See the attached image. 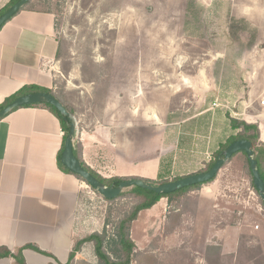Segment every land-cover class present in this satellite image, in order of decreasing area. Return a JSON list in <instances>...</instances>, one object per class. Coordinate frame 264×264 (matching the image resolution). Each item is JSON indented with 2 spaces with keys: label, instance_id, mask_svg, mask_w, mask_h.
<instances>
[{
  "label": "rangeland",
  "instance_id": "1",
  "mask_svg": "<svg viewBox=\"0 0 264 264\" xmlns=\"http://www.w3.org/2000/svg\"><path fill=\"white\" fill-rule=\"evenodd\" d=\"M31 7L55 14L63 71L74 64L94 83L91 98L74 97L76 142L105 179L161 182L200 172L232 135L229 117L252 121L260 111L264 0H34ZM83 183L80 237L106 233L116 259L117 224L140 198L128 188L108 202ZM210 191L218 200L211 221ZM251 191L239 153L214 182L163 199L164 212L140 213L130 232L132 264H206L212 245L221 247L222 264H264V213ZM79 260L86 262L73 264H100L92 244Z\"/></svg>",
  "mask_w": 264,
  "mask_h": 264
},
{
  "label": "crops",
  "instance_id": "2",
  "mask_svg": "<svg viewBox=\"0 0 264 264\" xmlns=\"http://www.w3.org/2000/svg\"><path fill=\"white\" fill-rule=\"evenodd\" d=\"M12 1L0 0V12ZM31 6L0 30V106L24 89H45L75 112L79 126L74 97L91 98L94 83L84 81L80 67L74 64L63 71L56 16ZM61 82L65 84L63 94L59 91ZM250 118L252 121L246 122L258 126L260 142L264 144V107L261 105ZM63 142L62 125L47 108H19L0 120V248L16 254L32 246L49 254L24 249L25 264H67L76 241L84 238L77 228L84 183L59 167ZM75 145L77 149L76 140ZM80 157L89 167L85 151ZM208 194L212 220L218 200L213 191ZM160 202L146 211L159 208L164 212ZM202 216L200 210L198 219ZM223 230L218 229L216 236ZM83 248L73 263L86 262L79 260ZM16 263L13 258L0 259V264Z\"/></svg>",
  "mask_w": 264,
  "mask_h": 264
},
{
  "label": "trees",
  "instance_id": "3",
  "mask_svg": "<svg viewBox=\"0 0 264 264\" xmlns=\"http://www.w3.org/2000/svg\"><path fill=\"white\" fill-rule=\"evenodd\" d=\"M19 1L20 0H13L5 9H3L0 12V16L3 15L5 12H7L14 4H16ZM32 2H33V0H31L26 5V7L24 9L31 6ZM1 28H0V30H1ZM60 53H61V51H59V56H60ZM30 92L31 93L44 92V93L53 94L51 91H48L45 89H40V88L24 89V90L20 91L19 93H17L15 95L11 96L10 98L6 99V101L3 103V105L0 106V110L5 108L9 103L14 101L18 97L29 94ZM53 95L55 96V94H53ZM59 100L62 102L61 99H59ZM64 106L73 115H75V112L73 110H71L69 106H67L66 104H64ZM28 107H44V108L49 109L59 119V121L62 125L63 131H64V142H65V139H66L68 132H69L68 124L63 120V117L61 116V114L53 106L47 105V104H36V105L28 106ZM229 126H230V129L232 131V135L230 137H228V139L225 141V143H222V145L219 147V151L216 153L215 159L207 164L206 169L201 170L198 173H204V172H207L208 170H210L212 168V166L214 165L218 156L224 150H226L232 143H234L235 141L249 140L254 146L255 159L258 162L260 174H261L262 179L264 180V144L260 142V131H259L258 126L255 124H249L246 121H240L238 119H234L232 117H229ZM64 142H63L62 150L59 153V167L61 168V170L76 176L75 174L71 173L68 169H66L61 164L60 158H61L62 152L64 150ZM74 152H75V155L77 156V158L81 161L82 165L85 167V169L88 170L92 175H94L99 181H101L106 186H112V185L117 186L119 183L126 180V178H122V177H113L111 179H105V178L101 177L100 175H98L95 171H93L90 167H88L84 163V161L82 160V158L78 154L75 143H74ZM244 156L246 158V174L248 175V177L251 181V186H252L253 190L255 191L257 196L259 197L258 192L256 191V189L254 188V185H253V178H252V173H251L250 166H249V161L247 159L246 154H244ZM76 177L79 180H81L82 182H84L80 177H78V176H76ZM181 178L182 177L175 178L172 181H176V180H179ZM216 179H217V177L209 183L214 182ZM146 181L149 183H152L154 185H161V184H165V183L170 182L169 180H162L161 182H155V181H150V180H146ZM209 183H206V184H209ZM206 184H200V185L188 187V188L182 189V190L177 191V192L172 193V194H157V193H154V192L149 191V190H144V189H141L138 187H133L131 190L138 198H140V201L131 209L130 213L127 216H125L123 219H121L117 224L116 232H115V236H114L116 238V240L114 239V242H112L113 245H110L111 246V252L113 254H115L117 258L112 259L108 255V251L106 248V242L110 241V238L106 235V233H103V234L93 233L91 235L84 237L81 240L76 241L73 252L70 255L69 263H67V264H73V262L76 258V255L82 250V248L85 244H92L93 245L95 255H96L97 259L100 261V264H132V262L134 261V258H135L134 250L136 249V245L133 242V240L131 239L130 232H131L132 224L138 219L140 213L143 211L152 209L162 199L166 198L170 201L179 195L187 194V193L193 192L195 190H198L203 185H206ZM93 191L96 192L94 189H93ZM124 196H126L125 191L117 199L123 198ZM117 199H114V200H106L105 199V200L108 202H113ZM260 202H261V205L264 207V203L261 201V199H260ZM182 214H184V210L183 211L180 210L178 216H181ZM24 249H32V250H34L40 254H43L45 256H49L48 253H45V252L39 250L38 248H35L32 246H27L23 249H20L16 254L11 253V251H9L6 248H0V259H2V258H13L17 262L16 264H25L23 262L24 260H23V256H22V252ZM221 250H222L221 247H216L213 245L211 247H209V250H208L209 252L207 254L208 256L206 257V264H222V258L223 257H222Z\"/></svg>",
  "mask_w": 264,
  "mask_h": 264
},
{
  "label": "water",
  "instance_id": "4",
  "mask_svg": "<svg viewBox=\"0 0 264 264\" xmlns=\"http://www.w3.org/2000/svg\"><path fill=\"white\" fill-rule=\"evenodd\" d=\"M30 1L31 0H20L7 12L1 15L0 28L9 22L21 10H23ZM36 104H47L53 106L61 114L63 120L68 124L69 132L64 142V150L60 158L61 164L71 173L80 177L89 187L94 189L106 200L117 199L126 189L133 187L149 190L157 194H172L188 187L209 183L219 175L223 167L229 163V161L236 154L244 153L249 161L254 188L258 192L259 198L264 203V180L261 177L258 162L255 159L254 146L249 140H238L232 143L218 156L212 168L204 173H196L185 176L179 180L170 181L161 185H154L147 182L145 179L133 178L126 179L117 186H106L88 170H86L81 161L75 155L74 143L79 134L77 119L75 115H73L53 94L38 92L20 96L9 103L5 108L0 110V120L6 118L16 109Z\"/></svg>",
  "mask_w": 264,
  "mask_h": 264
},
{
  "label": "built area",
  "instance_id": "5",
  "mask_svg": "<svg viewBox=\"0 0 264 264\" xmlns=\"http://www.w3.org/2000/svg\"><path fill=\"white\" fill-rule=\"evenodd\" d=\"M262 105H264V99H263V101H262V103H261ZM249 200H252V202H254V201H256V200H258V196H257V194L255 193V191L253 190V191H251V197H250V199ZM248 203H250V201L248 202ZM248 205V204H247ZM258 208H259V210L260 211H262L263 210V207L261 206V205H259L258 206ZM257 229H258V227H257Z\"/></svg>",
  "mask_w": 264,
  "mask_h": 264
}]
</instances>
